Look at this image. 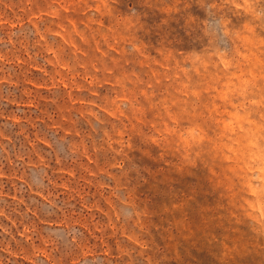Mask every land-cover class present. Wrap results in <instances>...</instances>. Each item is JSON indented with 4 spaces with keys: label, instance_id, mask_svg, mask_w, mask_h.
<instances>
[{
    "label": "rangeland",
    "instance_id": "374dc122",
    "mask_svg": "<svg viewBox=\"0 0 264 264\" xmlns=\"http://www.w3.org/2000/svg\"><path fill=\"white\" fill-rule=\"evenodd\" d=\"M0 264H264V0H0Z\"/></svg>",
    "mask_w": 264,
    "mask_h": 264
}]
</instances>
